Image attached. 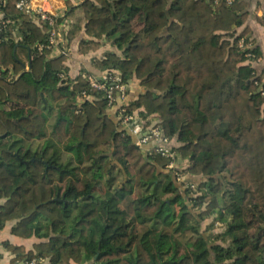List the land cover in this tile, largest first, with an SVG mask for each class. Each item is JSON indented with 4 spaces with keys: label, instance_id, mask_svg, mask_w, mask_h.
<instances>
[{
    "label": "trees",
    "instance_id": "1",
    "mask_svg": "<svg viewBox=\"0 0 264 264\" xmlns=\"http://www.w3.org/2000/svg\"><path fill=\"white\" fill-rule=\"evenodd\" d=\"M65 1L64 18L83 10L87 38L79 52L103 40L115 47L93 64L140 82L128 109L156 119L194 181L179 179L155 149L138 146L87 72L71 77L68 56L40 48L49 43L47 25L6 0L0 231L13 222L14 235L38 239L30 250L6 245L17 258L54 264H264V79L252 65L260 49L239 47L241 38L250 42L246 2ZM18 49L31 51L28 70ZM83 92L92 98L80 100ZM69 139L84 151L79 167L62 161ZM101 183L110 197L101 196ZM211 216L220 229L205 226Z\"/></svg>",
    "mask_w": 264,
    "mask_h": 264
},
{
    "label": "built area",
    "instance_id": "2",
    "mask_svg": "<svg viewBox=\"0 0 264 264\" xmlns=\"http://www.w3.org/2000/svg\"><path fill=\"white\" fill-rule=\"evenodd\" d=\"M216 3L222 0H214ZM231 5L237 0H223ZM6 0H0V23H4L2 7ZM64 0H16V8L23 14H26L38 24L47 25V33L49 34V43L41 45L43 47L52 48L53 55H70V42L67 37L65 28V9ZM61 20V21H60ZM5 23H8L5 22ZM249 44V43H248ZM246 44L244 38L239 41V47L246 49L251 48V44ZM251 59L255 55L248 52ZM256 59V58H255ZM260 58H257L259 60ZM89 85L95 90L102 92V97L106 98L109 108L115 107L118 112V124L125 128L131 134L138 146L141 148L155 149L161 155L169 158L167 167L175 169L177 163V153L171 144L170 137L163 133L161 125L155 122H148L147 119H137L135 110H129L127 97L128 82L123 80L120 72L115 69H105L101 76L87 73L85 74ZM260 92L264 96V81L260 84ZM91 95L85 92L80 96V100ZM151 142L155 145L152 148H146ZM181 179L180 172H176ZM21 264H54L46 257L25 258Z\"/></svg>",
    "mask_w": 264,
    "mask_h": 264
},
{
    "label": "crops",
    "instance_id": "3",
    "mask_svg": "<svg viewBox=\"0 0 264 264\" xmlns=\"http://www.w3.org/2000/svg\"><path fill=\"white\" fill-rule=\"evenodd\" d=\"M246 2L247 8L245 9L248 12L247 25L250 27V42L251 46L258 47L260 49V59L253 62V66L256 68V71L263 76L264 79V0H244ZM64 5L66 6V1L64 0ZM80 3L79 0L75 1V5ZM72 17V16H71ZM66 19V18H65ZM65 28L67 33L70 32L71 35V44H70V56L68 57L66 63L70 67V76L76 77L79 75L82 70H85L87 73L95 74L101 76L103 70L101 68H96L93 64V59L96 57H103L107 52L115 50V47L108 43L106 40H103L98 49L91 50L89 53H80L79 44L80 42L87 38L84 25L85 21L81 27L80 31H75L70 25V17L66 19ZM240 29H238L239 31ZM248 44V43H247ZM19 50V49H18ZM20 56L25 60V68L28 70L30 68L29 55L31 51L26 54L25 51H18ZM143 87L140 82L137 80H130L128 83L127 97L128 101L134 100L142 93ZM109 115L118 122L119 116L115 107L108 109ZM135 116L139 120L142 117L139 115V110H135ZM148 122H155L156 119H147ZM173 143L178 145L177 140L173 139ZM155 145L154 142H151L146 148H152ZM179 164V166H178ZM188 166V161L178 160L175 169L180 173L184 168ZM184 179L188 182L194 181L187 174L183 175ZM189 177V178H188ZM209 219H207L204 224H208ZM14 223L10 222L6 225L4 229L0 231V264H21L25 258H17L16 253H13L10 248L6 245V242L13 244L14 246H24L26 250L33 248L35 242L38 241L35 237L24 238L17 235H14L11 231L12 225ZM77 264V263H72ZM80 264H90L89 261Z\"/></svg>",
    "mask_w": 264,
    "mask_h": 264
},
{
    "label": "rangeland",
    "instance_id": "4",
    "mask_svg": "<svg viewBox=\"0 0 264 264\" xmlns=\"http://www.w3.org/2000/svg\"><path fill=\"white\" fill-rule=\"evenodd\" d=\"M142 20H143V17H142V15L140 13L135 14V16H134V25H135L136 29L140 28ZM84 21H85V18H84L82 7H80V6L74 7V14L72 15V17H70V25H71V27L75 31H80ZM66 24H68L67 21H66ZM250 47H253V46H250ZM18 51H20V49ZM128 83H129V81H128ZM54 120H55V118H53L51 120V123L49 124L50 128H51ZM38 145H40V142L39 141H35L34 142V146H38ZM101 151H106V148L101 147L99 149V152H101ZM61 157H62V161L67 162L68 160H71V162L73 164L72 166L79 167L81 165V162H83V160H84V151H83V149L81 147H79L77 145L76 141H73V140L69 139V140H67L64 143V148H63V152H62V156ZM186 168H184L182 170V174L183 175L186 174V172L184 171ZM75 173L79 174V170L76 169ZM180 175H181V173H180ZM182 177L183 176L181 175V178ZM119 181H120L119 179H116L114 181L115 182L114 186H116L119 183ZM99 192H100L101 196L105 197V198H108V197H110L112 195V189L110 187L108 188V186L104 185V183L100 184ZM208 219H209L207 221L208 224H205V226L206 225L208 226L209 224L210 225H214V224L217 225L218 224L216 227L218 229H220V227H219L221 225L220 221H216L213 216L209 217ZM221 223H222V221H221ZM217 228L215 230L219 231ZM170 247L172 249V243H170Z\"/></svg>",
    "mask_w": 264,
    "mask_h": 264
}]
</instances>
